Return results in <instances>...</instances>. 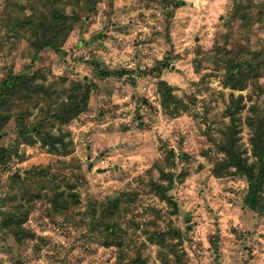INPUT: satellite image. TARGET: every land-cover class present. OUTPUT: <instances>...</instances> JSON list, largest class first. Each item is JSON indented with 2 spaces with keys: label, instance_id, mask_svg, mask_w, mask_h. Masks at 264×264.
Here are the masks:
<instances>
[{
  "label": "rangeland",
  "instance_id": "1",
  "mask_svg": "<svg viewBox=\"0 0 264 264\" xmlns=\"http://www.w3.org/2000/svg\"><path fill=\"white\" fill-rule=\"evenodd\" d=\"M16 6L79 17L61 51L36 50L7 23ZM244 12L259 20L244 21ZM253 52L264 56V0H97L91 11L0 0V87L26 73L47 88L1 113L0 149L10 154L0 157V264H162L163 247L167 264H264V188L249 204L245 176L214 173L231 91L245 96L240 143L255 160L252 87L224 83L225 55ZM101 68L128 71L101 78ZM85 84L87 109L69 123L52 117ZM258 102L264 108V93ZM18 114L33 138L16 131ZM154 181L170 186L165 195Z\"/></svg>",
  "mask_w": 264,
  "mask_h": 264
},
{
  "label": "trees",
  "instance_id": "2",
  "mask_svg": "<svg viewBox=\"0 0 264 264\" xmlns=\"http://www.w3.org/2000/svg\"><path fill=\"white\" fill-rule=\"evenodd\" d=\"M76 4L81 8H86L88 11L93 10L96 7L97 0H45L47 8L53 5H68ZM180 3H176L174 7H178ZM23 7H17V10H8L9 21L7 23L12 24L15 27L24 31L29 40L32 41L36 50L53 48L57 51L62 50V46L66 41L74 22L78 19L77 13L63 14L56 10L46 11L45 9L35 7V10L26 15L22 13ZM242 18L246 22H255L259 19L254 15H250L249 12H244ZM261 19V16L259 17ZM226 63V79L225 85L229 86L232 90L238 88H244L251 85V93L246 95L251 101L254 100L249 109L250 113L247 114L246 120L251 130L250 141L252 144V152L255 160L250 162L246 156V151L243 149L240 143V122L242 116L239 115L242 109L246 107L243 102L244 94L236 95L234 91H231L229 104L226 107V115L229 116L230 122L224 129V137L219 144L220 149L223 150L224 156L219 159L214 168V173L217 176H223L225 174L242 175L249 181L248 194L246 195V201L249 204H255L259 202L262 196V190L264 188V108L258 102L259 96L264 93V85L261 84L259 78L264 69V56L260 53L253 52L251 55L239 58L232 55H225ZM160 66L162 68L168 65V60H160ZM128 70L120 68L114 69H99V75L101 78L106 77L112 73L123 75ZM150 72L151 69L146 68L144 72ZM85 80L88 78L84 77ZM167 100L172 99L171 87L165 82H161ZM72 89L79 90L81 85L76 83L72 86ZM43 91L47 93V88L43 83L35 82L33 77L26 73L21 74H9L2 82L0 87V138L5 134L2 132L3 119L7 118V115L1 114L4 109L9 107L11 102L17 99H28L32 97L34 92ZM90 86L85 84L84 91L81 93L76 92L72 94L68 99L62 100L59 105L54 109L52 117L59 119L63 123H69L74 120L82 111L87 109L89 102ZM82 97V98H80ZM15 128L19 135H23L26 138H33L32 133L35 128L27 126L25 118L18 114L16 118ZM45 139H50L55 144L56 141H63L61 137H53L49 132H45ZM60 139V140H58ZM55 141V142H54ZM9 150L7 148L0 149L1 159L9 156ZM18 176V174H15ZM163 195L170 186L164 183L154 181L152 182ZM58 195L61 196V193ZM75 195V194H74ZM59 197H57L58 199ZM114 202V201H113ZM55 208L58 209L65 205V199L59 202V199L54 201ZM264 209V204L262 205ZM108 226V231L113 232L115 222H104ZM158 239L161 242L165 241V233L158 231ZM216 238H219L217 235ZM218 240V239H217ZM214 248H218V244L215 243ZM160 256L162 264H167L168 253L164 247L160 249ZM141 264H145V261L141 260Z\"/></svg>",
  "mask_w": 264,
  "mask_h": 264
}]
</instances>
